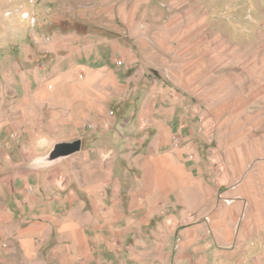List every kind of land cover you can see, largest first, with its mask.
<instances>
[{
    "label": "crops",
    "instance_id": "crops-1",
    "mask_svg": "<svg viewBox=\"0 0 264 264\" xmlns=\"http://www.w3.org/2000/svg\"><path fill=\"white\" fill-rule=\"evenodd\" d=\"M48 48L55 61L35 73L0 147V264H224L239 212L225 216L219 187L240 195L241 167L210 174L189 96L169 99V81L149 78L137 128L107 142L97 129L141 87L144 70L128 71L135 54L97 35H56ZM145 120L152 133L140 132ZM77 138L80 151L43 161Z\"/></svg>",
    "mask_w": 264,
    "mask_h": 264
},
{
    "label": "rangeland",
    "instance_id": "rangeland-1",
    "mask_svg": "<svg viewBox=\"0 0 264 264\" xmlns=\"http://www.w3.org/2000/svg\"><path fill=\"white\" fill-rule=\"evenodd\" d=\"M67 34L118 41L137 59L128 71L144 70L138 91L112 108L109 127L97 129L107 142L137 128L136 97L149 78L169 81V99L189 96L193 107L183 109L208 132L196 139L209 153L210 174L221 167L232 179L241 167L240 195L219 187L225 216L239 212V241L224 264H264V0H0V147L36 88L35 73L55 61L49 44ZM145 124L140 132L152 133Z\"/></svg>",
    "mask_w": 264,
    "mask_h": 264
},
{
    "label": "water",
    "instance_id": "water-1",
    "mask_svg": "<svg viewBox=\"0 0 264 264\" xmlns=\"http://www.w3.org/2000/svg\"><path fill=\"white\" fill-rule=\"evenodd\" d=\"M82 148V139L77 138L71 141H59L56 142L49 152V154L43 158L44 162L51 163L59 160L63 157L72 155Z\"/></svg>",
    "mask_w": 264,
    "mask_h": 264
}]
</instances>
